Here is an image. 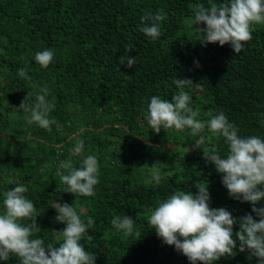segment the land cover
I'll list each match as a JSON object with an SVG mask.
<instances>
[{
	"label": "trees",
	"instance_id": "16d2710c",
	"mask_svg": "<svg viewBox=\"0 0 264 264\" xmlns=\"http://www.w3.org/2000/svg\"><path fill=\"white\" fill-rule=\"evenodd\" d=\"M229 0H0V212L4 192L18 185L35 205L41 229L32 238L58 246L65 225L57 223L54 203L74 205L81 220L94 225L81 244L96 259L94 264H189L174 246L157 237L148 218L158 204L176 191L196 194L207 185L209 207L224 208L233 218L252 215L253 205L229 197L222 175L206 157L213 146L227 154L223 137H211L207 128L196 136L190 129L154 133L145 119L153 96L169 100L179 92L174 79H188L184 91L197 119L223 112L240 137L264 140V24L253 25L252 39L241 53L230 45L202 46L190 25L195 6ZM162 9L161 35L152 40L140 28V17ZM132 46V50L125 49ZM52 50L47 68L36 63L37 52ZM135 57L128 68L120 57ZM26 69L31 80L22 79ZM36 84V87H32ZM53 104L51 130L26 123L23 108L34 106L40 88ZM28 94V95H27ZM203 136V143L197 140ZM83 140L81 155H72L76 140ZM205 154V158H204ZM98 160L95 195L66 193L56 175L62 161L79 168L82 159ZM161 163L162 179L152 180L150 168ZM67 174L68 170H61ZM264 206V200L255 207ZM134 220L125 237L111 225L115 216ZM27 225L31 221H21ZM55 231V232H54ZM239 223L233 226V239ZM88 236L92 239L89 241ZM213 264H259L245 249ZM0 264H19L10 255Z\"/></svg>",
	"mask_w": 264,
	"mask_h": 264
},
{
	"label": "clouds",
	"instance_id": "9594fccd",
	"mask_svg": "<svg viewBox=\"0 0 264 264\" xmlns=\"http://www.w3.org/2000/svg\"><path fill=\"white\" fill-rule=\"evenodd\" d=\"M166 19L163 10L155 14L145 13L140 17L143 27L140 31L153 41L161 35V22ZM190 25L203 24L204 28L195 29L202 35V46L218 44L223 47L230 45L235 54L241 53L248 41L252 39L253 25L264 24V0H229L227 3H211L195 6L194 19ZM132 50V46L125 52ZM54 52L44 50L35 54V61L42 68H47L52 62ZM119 63L128 68L135 65V57H120ZM18 75L22 79L31 80L26 69H19ZM173 83L179 92L169 100L153 96L147 106L145 119L154 133L161 129L191 130L193 136L207 128L212 137H223L227 145V154L221 158L215 146L206 157L215 166L217 173L222 175V185L226 188L229 197L253 205L252 215L233 218L232 214L224 209L209 207L207 185L197 189L195 195L187 191H176L166 200L160 202L151 211L148 224L155 231L158 238L168 246L187 258L189 264H213L225 256H233L236 241H239V251L247 249L256 257L259 264H264V206L255 205L264 200V140L258 136L240 137L238 129L228 122L223 112L213 115L210 111L206 121L197 119L198 111L190 107V95L184 91L188 79L175 78ZM32 87H36L33 84ZM49 89L40 88L34 106H25V99L19 108H23L27 124H36L40 128L50 131V125L56 123L49 119L53 104L46 100ZM28 95V94H27ZM206 138L201 136L197 144L203 143ZM84 149L83 140H76L72 155L79 156ZM205 158V154H204ZM161 163L156 162L148 167L152 173V180L159 184L162 179ZM61 170H68L67 174ZM98 160L93 155L82 159L79 168L73 167L71 159L62 161L56 171L60 182L66 185V193L78 194L83 197L95 195V186L98 180ZM27 187L18 185L4 192L3 211L0 212V260L7 261L10 255L19 260V264H94L96 256L90 254L81 244L87 229L94 225V220L88 218L85 224L74 205L54 203L57 223L64 224L59 234L62 241L58 246L48 244L43 239L32 238L34 232L41 229L36 223L35 205L27 199L24 193ZM21 221H31L27 225ZM239 223V231L233 239V226ZM111 225L125 237L133 234L134 220L128 216H115ZM55 232V231H54ZM90 241L91 236L87 237Z\"/></svg>",
	"mask_w": 264,
	"mask_h": 264
}]
</instances>
